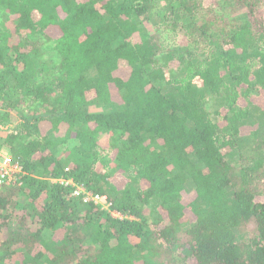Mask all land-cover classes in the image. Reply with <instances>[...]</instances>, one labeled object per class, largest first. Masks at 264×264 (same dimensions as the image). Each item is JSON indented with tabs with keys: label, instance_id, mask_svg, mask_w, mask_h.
<instances>
[{
	"label": "trees",
	"instance_id": "obj_1",
	"mask_svg": "<svg viewBox=\"0 0 264 264\" xmlns=\"http://www.w3.org/2000/svg\"><path fill=\"white\" fill-rule=\"evenodd\" d=\"M1 148L0 264H264V0H0Z\"/></svg>",
	"mask_w": 264,
	"mask_h": 264
},
{
	"label": "built area",
	"instance_id": "obj_2",
	"mask_svg": "<svg viewBox=\"0 0 264 264\" xmlns=\"http://www.w3.org/2000/svg\"><path fill=\"white\" fill-rule=\"evenodd\" d=\"M68 169H65V172ZM23 174L22 167L18 159L5 152L4 148L0 149V188L4 186H11L17 184L19 177ZM52 182L60 183L62 185H70L73 187V197L81 200L82 203H93L96 206H100L101 210L106 211L114 218H121V215L111 210L109 203L105 197L85 190L84 187L74 184V182L65 177H59L52 179Z\"/></svg>",
	"mask_w": 264,
	"mask_h": 264
},
{
	"label": "rangeland",
	"instance_id": "obj_3",
	"mask_svg": "<svg viewBox=\"0 0 264 264\" xmlns=\"http://www.w3.org/2000/svg\"><path fill=\"white\" fill-rule=\"evenodd\" d=\"M12 115H13V118H12L13 119V123H16V121L18 120L19 113H17V111L14 110V111H12ZM3 129H6V128H3ZM5 152H7V151L5 150Z\"/></svg>",
	"mask_w": 264,
	"mask_h": 264
}]
</instances>
